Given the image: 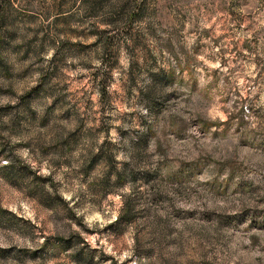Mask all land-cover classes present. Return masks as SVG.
<instances>
[{
	"label": "rangeland",
	"instance_id": "obj_1",
	"mask_svg": "<svg viewBox=\"0 0 264 264\" xmlns=\"http://www.w3.org/2000/svg\"><path fill=\"white\" fill-rule=\"evenodd\" d=\"M0 264H264V0H0Z\"/></svg>",
	"mask_w": 264,
	"mask_h": 264
}]
</instances>
